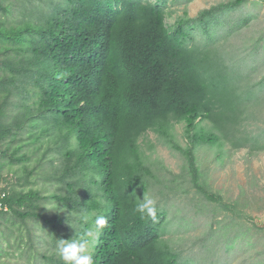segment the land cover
<instances>
[{"label":"trees","instance_id":"1","mask_svg":"<svg viewBox=\"0 0 264 264\" xmlns=\"http://www.w3.org/2000/svg\"><path fill=\"white\" fill-rule=\"evenodd\" d=\"M4 1L0 158L26 161L25 153L18 155L24 148L21 128H37L35 139L48 137L47 150L57 151L60 160L54 167L48 162L51 178L64 183L80 173L78 181L85 185L52 196L11 187V210L0 215V237L3 223L21 220L23 233L10 234L15 238L10 246L28 264H64L57 253L59 240L81 238L88 240L93 264H193L162 240L167 223L163 208L156 207L155 220L136 211L148 190L145 179L152 175L139 139L154 131L174 143L188 158L194 182L198 172L192 148L197 143L264 149V126L255 115L264 107V74L252 78L263 52L252 50L245 57L241 51L213 47L215 33L202 44L192 43L190 36V27L207 24L217 11L244 0L172 25L165 21L163 0H40L23 6L22 19L12 21L13 10ZM13 97L22 101L10 115ZM251 121L258 123L255 129L248 128ZM178 122L185 124V149L173 139L172 126ZM201 122L206 129H196ZM49 198L56 199L60 211L43 210L41 202ZM97 216L106 217L107 224L86 237ZM28 220L49 228L47 242L39 243ZM2 253L0 245V264H9Z\"/></svg>","mask_w":264,"mask_h":264},{"label":"rangeland","instance_id":"2","mask_svg":"<svg viewBox=\"0 0 264 264\" xmlns=\"http://www.w3.org/2000/svg\"><path fill=\"white\" fill-rule=\"evenodd\" d=\"M39 1L4 2L13 10V16L9 17L12 21L22 19L23 6H36ZM230 1L233 0H163L162 7L166 23L172 25L178 19L196 18L203 10ZM213 33V47L227 53L241 51L246 57L252 50L263 52L252 78L256 80L264 74V0H244L235 7L217 11L207 24L190 27L192 43L202 44ZM21 101V97H13L8 110L10 115L15 114V104ZM255 115L260 116V124L264 126V107L260 105L259 115ZM255 122L251 121L248 128L255 129L258 124ZM23 127L20 135L24 148L18 155L25 153L28 159L11 162L9 157L0 158V176L6 177L13 189L21 192L32 188L41 195L52 196L54 193L69 195L85 185L78 181L80 173L64 180L74 183L69 187L72 190L63 187L65 182L53 180L47 164L51 160L53 167L59 165L57 151L47 150L48 137L35 139L37 128L29 132L28 126ZM199 127L206 129L207 124L201 122L196 129ZM184 132L183 122L173 124L174 142L182 149L188 146ZM139 145L144 162L152 171L145 179L148 190L143 197L153 199L156 207L165 210L167 223L162 240L181 260L189 259L193 264H264V149L250 152L248 148L233 149L228 143H197L192 148L198 172L194 182L188 158L175 149L174 143H166L156 132L148 131L139 139ZM27 171H31L29 176H26ZM41 204L47 213L61 209L56 199L49 198ZM26 224L35 231L40 244L50 238L49 228L36 226L30 220ZM3 231L0 237L3 260L9 264H28L18 255L20 251L10 246L15 242L10 234L23 233V222L13 217L12 221L3 223Z\"/></svg>","mask_w":264,"mask_h":264},{"label":"clouds","instance_id":"3","mask_svg":"<svg viewBox=\"0 0 264 264\" xmlns=\"http://www.w3.org/2000/svg\"><path fill=\"white\" fill-rule=\"evenodd\" d=\"M136 211L142 216L151 217L156 219V206L155 201L147 196L137 203ZM89 217H83V220L87 222ZM107 224V218L104 216H97L94 220L95 228L87 230L85 232L86 237H92L95 232L104 228ZM88 240L81 239H60L57 246V253L64 264H93V258L88 254Z\"/></svg>","mask_w":264,"mask_h":264},{"label":"built area","instance_id":"4","mask_svg":"<svg viewBox=\"0 0 264 264\" xmlns=\"http://www.w3.org/2000/svg\"><path fill=\"white\" fill-rule=\"evenodd\" d=\"M10 193V182L6 177L0 176V215L3 213H9L11 210L8 202Z\"/></svg>","mask_w":264,"mask_h":264}]
</instances>
